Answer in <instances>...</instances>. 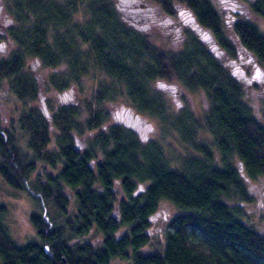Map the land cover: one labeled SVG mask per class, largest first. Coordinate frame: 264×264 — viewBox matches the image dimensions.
Returning a JSON list of instances; mask_svg holds the SVG:
<instances>
[{
    "label": "trees",
    "instance_id": "1",
    "mask_svg": "<svg viewBox=\"0 0 264 264\" xmlns=\"http://www.w3.org/2000/svg\"><path fill=\"white\" fill-rule=\"evenodd\" d=\"M155 1L174 13L172 0ZM180 1L227 55H236L212 0ZM242 1L264 21V0ZM0 3L5 35L15 45L0 54V83L23 103L7 129L0 124V175L36 201L27 216L35 234L23 244L9 233L8 206L0 202V264H264V235L243 221L239 204L252 200L246 179H264V105L261 120L244 100L241 82L192 32L179 50L166 49L127 23L112 0ZM231 29L264 63V30L246 17ZM28 58L51 69L48 82L57 90L81 86V78L93 81L85 117L72 104L46 117L34 103L39 88ZM172 80L201 90L206 109L200 116L172 110L155 88ZM121 97L174 132L182 151L172 153L158 138L141 140L121 123L105 125L104 102ZM49 123L58 131L52 147ZM81 135L86 145L79 149ZM162 199L178 211L161 244L145 251ZM92 230L100 243L84 239Z\"/></svg>",
    "mask_w": 264,
    "mask_h": 264
},
{
    "label": "rangeland",
    "instance_id": "2",
    "mask_svg": "<svg viewBox=\"0 0 264 264\" xmlns=\"http://www.w3.org/2000/svg\"><path fill=\"white\" fill-rule=\"evenodd\" d=\"M122 16L135 28L141 31L152 44L166 49L179 50L184 41V29L191 31L197 36L209 51L216 56L228 70L241 82L244 91V100L251 107L253 113L262 120L261 109L264 105V63H258L243 47L238 43L233 34L231 24L235 19L250 18L264 30V21L256 17L242 0H212L215 8L219 11L223 29L231 39L236 55L230 56L221 49L211 37L209 31L199 26L191 11L185 7L180 0H172L174 13L167 16L162 11L160 5L155 0H112ZM7 22L4 11L0 3V54H7L15 45L5 35ZM27 67L32 70L37 78L38 96L36 103L47 118H50L52 111L60 104L75 105L84 114V101L89 99V93L93 81L81 78L78 86L72 83L62 90H57L48 82V72L50 68L44 67L35 58L27 59ZM155 88L168 98L169 106L174 111L184 108L188 109L195 116H200L206 109L203 94L200 89L188 90L177 81H158ZM23 103L14 97L8 90L5 82L0 83V124L3 128H8L9 121L16 118L17 112ZM83 107V109H82ZM103 108L108 112V119L105 125L116 122L123 114V110L129 108L132 115L128 119V124L132 125L139 134L141 140L148 138H158L172 153L181 152L182 145L178 136L172 131H165L159 121L154 116L140 113L130 108L127 100L123 97L118 101L104 102ZM137 115V123H133L134 116ZM126 122V118H124ZM50 142L49 147L54 144V136L57 129L49 123ZM164 128V127H163ZM20 140V145L25 148L24 138L18 130L15 131ZM209 138L208 134L204 135ZM75 144L82 149L85 144L84 135L75 140ZM38 170H47L43 163H38ZM252 200L246 203H239L244 211L242 219L248 225L254 227L264 235V179H246ZM72 200V199H71ZM0 202L8 206L6 221L11 236L19 244L25 243L35 234L33 226L28 221L29 211L36 206V201L26 191L11 187L0 175ZM72 202V201H71ZM178 210L168 200L162 199L158 203L156 211L151 216V223L148 229L150 234V244L144 248L145 251L158 247L162 240L164 231L169 219ZM84 239L93 243H100L101 236L97 231L89 232ZM113 264H129L126 260L115 259Z\"/></svg>",
    "mask_w": 264,
    "mask_h": 264
},
{
    "label": "flooded vegetation",
    "instance_id": "3",
    "mask_svg": "<svg viewBox=\"0 0 264 264\" xmlns=\"http://www.w3.org/2000/svg\"><path fill=\"white\" fill-rule=\"evenodd\" d=\"M173 9H174V7H173ZM163 11V10H162ZM164 14H166L165 12H164ZM167 16H172V15H169V14H166ZM194 17V16H193ZM195 19V18H194ZM197 23V22H196ZM198 24V23H197ZM199 25V24H198ZM186 31H187V29L185 28L184 29V33H183V35H184V37H185V34H186ZM189 31V30H188ZM191 32V31H190ZM210 33V32H209ZM197 37V36H196ZM211 37H212V35H211ZM198 38V37H197ZM213 38V37H212ZM199 39V38H198ZM184 40H185V38H184ZM200 40V39H199ZM213 40H214V38H213ZM201 41V40H200ZM215 41V40H214ZM184 42V41H183ZM183 42H182V45H183ZM202 42V41H201ZM217 44V43H216ZM181 45V46H182ZM132 115V113H131V111L129 110V108H126V109H124L123 110V114L120 116V119L118 120V121H116L115 123H121V124H123V125H125V126H129L130 128H132L135 132H136V130L133 128V126L132 125H129L128 124V119L130 118V116ZM124 118H126V122L124 121ZM128 121V122H127ZM137 115H135L134 116V121H133V123L135 124V123H137ZM137 133V132H136ZM138 134V133H137ZM139 135V134H138ZM78 138V137H77ZM76 138V139H77Z\"/></svg>",
    "mask_w": 264,
    "mask_h": 264
},
{
    "label": "water",
    "instance_id": "4",
    "mask_svg": "<svg viewBox=\"0 0 264 264\" xmlns=\"http://www.w3.org/2000/svg\"><path fill=\"white\" fill-rule=\"evenodd\" d=\"M44 247H45V249L47 250V247H46V245H44Z\"/></svg>",
    "mask_w": 264,
    "mask_h": 264
}]
</instances>
